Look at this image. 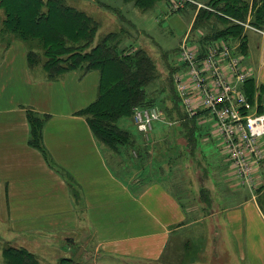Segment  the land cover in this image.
Here are the masks:
<instances>
[{"label":"crops","instance_id":"0c3cea01","mask_svg":"<svg viewBox=\"0 0 264 264\" xmlns=\"http://www.w3.org/2000/svg\"><path fill=\"white\" fill-rule=\"evenodd\" d=\"M246 30L245 45L237 49L252 74L242 89L250 106L255 105L251 110L258 112L264 103V31ZM28 51L22 38L0 49L2 243L26 248L40 263L55 264L56 255L48 253L57 249L43 239H63L87 228L98 248L111 257L174 264L167 258L174 236L185 234L187 251L195 245H189L188 230L200 222L190 219L180 198L157 178L125 179L108 165L86 117L78 113L97 98L98 72L71 70L48 79L41 66L30 67ZM28 110L48 115L42 127L46 157L28 142ZM180 121L187 137L218 149L217 163L207 164L213 175L205 181L212 185L207 186L214 201L209 217L220 252L210 263L221 259L222 264H264V198L256 191L264 181V162L253 185L242 183L209 117L202 112L183 114ZM260 144L264 146V139ZM202 240L200 233L199 246ZM0 264H5L2 255Z\"/></svg>","mask_w":264,"mask_h":264},{"label":"rangeland","instance_id":"374dc122","mask_svg":"<svg viewBox=\"0 0 264 264\" xmlns=\"http://www.w3.org/2000/svg\"><path fill=\"white\" fill-rule=\"evenodd\" d=\"M236 1L225 3L226 0H154V3L145 12L134 4L133 0L61 1L63 5L74 7L88 16L89 19H92L95 33L89 45L76 47L73 50L79 53V56H72L68 61H64L68 55L64 53L67 52V47L73 46L77 42H64V49L57 52L55 58L60 55L57 62L64 68L65 65L71 66L64 71L57 70V75L54 76L55 79L62 77L71 70L78 73L92 70L87 67L90 60L87 54L91 52V48L97 42L108 35L103 43L114 48L116 54L119 55L118 57H122V54L125 53V57L128 58L135 56L136 53L138 54V51H142L144 60H148V62L139 61L140 68L147 69L152 66L148 74L149 78L146 79L144 85L138 88V90H141L143 99L151 103L144 106L145 102L127 103V110L122 113L117 121L120 128L128 132V135L130 133V138H122L120 143L113 146L105 145L100 140H96L108 165L116 174L130 180L137 178V175L143 181L157 178L180 198V202L190 213V219L200 222L193 224L190 227L191 230H188V234L192 238L189 245H195L187 251L184 250L186 247L184 246L186 242L183 240L185 234L174 236L173 245L169 247L167 252V258L170 261L172 260L174 264H211L213 257L220 253L216 248L215 233L212 232L214 224L212 218L209 217L210 213L213 212L214 201L212 199L213 193L211 194V190L207 186L212 185H206L205 182L209 175H213L208 170L207 164L209 162L217 163L218 149L217 147H202L201 143H198L199 140L194 141L190 135L187 137V133H185L187 131L179 126L180 117L182 118L181 115L184 112L182 107L179 106V99L178 103L176 101L177 94L173 83V74L179 66L177 61L178 46L188 32V28L191 27V36L196 39L199 37L204 40L223 38L227 39L236 48L242 49L245 45L246 29H249L245 28L242 23H248L254 27V30L259 32L264 31V1ZM40 10L46 11V6L43 4ZM33 11L34 9H31V15ZM10 13L12 12L4 10L3 7L0 8V49L7 47L14 38H21L18 37V31H12L3 25L4 16L11 15ZM21 18L23 19L24 16H21ZM42 23L46 24L47 21ZM229 23L238 25V29L241 31L239 36L227 38L214 34L215 31L223 29ZM55 25L58 27V24L55 23ZM49 29L45 28L40 31L46 32ZM66 32L72 33L70 30ZM23 36L25 38V40L22 39L24 45L36 56L30 67L41 66L44 76L48 78L47 71L42 66V63L50 56L49 51L45 53L47 41L44 38L46 36L41 37L36 33L29 32V30ZM136 64L132 67L136 68ZM52 67L56 68V64L54 63ZM95 70L98 72L99 83V70L96 68ZM123 95L125 94L123 93ZM145 106L155 107L165 114V119L161 122L155 121L153 131L151 130L152 132L150 131L151 133L147 134L138 131L133 122L134 109ZM254 106V104H251L250 108L253 109ZM258 107L259 105L256 104V108ZM263 108L264 103L261 105L260 110H263ZM35 114L42 117L40 114ZM157 127H160V129L156 134L154 131ZM198 146L204 152L199 150ZM261 151L262 156L254 158L255 180L257 179V169L264 162L263 144H261ZM217 171L219 172L218 169ZM198 177L201 178L199 183L195 179ZM233 182L235 183L234 179ZM239 189L246 190L244 188ZM256 191L257 193L260 192L258 198L263 199L264 181ZM260 202L264 203V200H260ZM200 233L203 240L199 246ZM71 238L74 239V243L67 241ZM54 239L50 236L43 240H46L45 242L49 241L57 249V253H48L51 258L56 255L54 258L57 263L55 264H170L167 261V263H160V261L151 262L111 257L98 248L93 241L91 231L87 228L80 229L77 235L71 234L66 235L63 239ZM2 240L0 238V255H2L3 247L6 244H11L10 242L2 243ZM209 240H212V246H206ZM200 251L202 255L199 254ZM36 260L37 264H44L40 263L39 259ZM219 264H222L221 259Z\"/></svg>","mask_w":264,"mask_h":264},{"label":"trees","instance_id":"16d2710c","mask_svg":"<svg viewBox=\"0 0 264 264\" xmlns=\"http://www.w3.org/2000/svg\"><path fill=\"white\" fill-rule=\"evenodd\" d=\"M61 1L63 0H0V8L3 7L4 10L12 12L10 13L11 15L7 14L4 16L5 20L2 21L3 25L12 31H18V37L25 40L23 35L28 30L41 37L46 36L44 38L47 41L45 53L49 51L48 54L51 57L47 55L48 59L42 63V66L47 71L48 78L51 79H55L54 76L57 75V70L64 71L71 66L65 65L64 68L57 62L60 55L55 58V54L64 49V42H77L75 45L67 47V52L64 53L68 54L64 61H68L72 56H79V53L73 50L76 47L89 45L95 33L92 19H89L88 16L76 10L74 7L63 5ZM233 1L237 2L236 0ZM233 1L226 0L225 3ZM133 3L145 12L154 3V0H133ZM43 4L46 6V11L40 10ZM31 9H34L32 15ZM21 16H24V18L22 19ZM44 21H47V23L43 24L42 22ZM55 23L58 24V27ZM45 28L50 29L46 32L40 31ZM69 30L72 33L66 32ZM240 32L238 25L229 23L223 29L215 31L214 34L229 38L239 36ZM108 36H105L101 41L97 42L91 48V52L87 54L90 58L87 65L88 69L96 68L99 70L98 95L92 103L79 110L78 113L86 117L88 125L97 140H100L105 145L113 146L116 143H120L122 138H130V133L128 135V132L124 131L117 124L122 113L128 108L127 103L145 102L143 106L151 103L143 99L141 90H138V88L144 85L146 79L149 78L148 74L152 66L147 69L140 68L139 61L142 62L144 60L142 51H138V54L136 53L135 56L128 58L125 57V53L122 54V57H118L119 55L116 54L114 48L103 43ZM138 56H140L139 60ZM35 57L32 51H28L27 60L30 66L34 62ZM144 61L148 62V60ZM54 63L56 64V68L52 67ZM133 63L136 64V68L132 67V65H135ZM96 65L98 67H95ZM142 74L144 75L142 76ZM133 99L137 101H130ZM176 101L178 103V99ZM41 116H37L32 110L27 111L30 126L28 142L44 153L46 157L47 154H45L42 145V127L48 115L44 114ZM2 256L6 264H37V258L34 254L22 247L17 248L6 244L2 249Z\"/></svg>","mask_w":264,"mask_h":264},{"label":"built area","instance_id":"2783aa9c","mask_svg":"<svg viewBox=\"0 0 264 264\" xmlns=\"http://www.w3.org/2000/svg\"><path fill=\"white\" fill-rule=\"evenodd\" d=\"M245 28L253 26L242 23ZM191 29L180 41L178 68L173 74L177 99L189 117L205 113L221 138L232 170L242 183L254 184V158L262 156L264 108L252 111L244 88L252 69L244 55L227 39L204 40L191 36ZM163 111L150 106L133 111L135 128L149 133L155 121L165 119Z\"/></svg>","mask_w":264,"mask_h":264},{"label":"water","instance_id":"95a60500","mask_svg":"<svg viewBox=\"0 0 264 264\" xmlns=\"http://www.w3.org/2000/svg\"><path fill=\"white\" fill-rule=\"evenodd\" d=\"M67 241H69V242H70L71 240H70V239H67Z\"/></svg>","mask_w":264,"mask_h":264}]
</instances>
